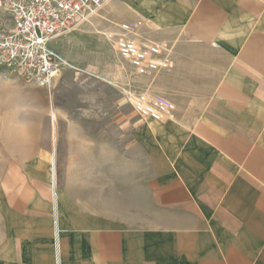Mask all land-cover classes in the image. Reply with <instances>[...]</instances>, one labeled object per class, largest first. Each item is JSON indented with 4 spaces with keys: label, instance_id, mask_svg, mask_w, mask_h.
<instances>
[{
    "label": "crops",
    "instance_id": "1",
    "mask_svg": "<svg viewBox=\"0 0 264 264\" xmlns=\"http://www.w3.org/2000/svg\"><path fill=\"white\" fill-rule=\"evenodd\" d=\"M112 11L165 47L173 115L140 118L108 177L93 158L60 180L54 147L0 155V264H264V0Z\"/></svg>",
    "mask_w": 264,
    "mask_h": 264
},
{
    "label": "rangeland",
    "instance_id": "2",
    "mask_svg": "<svg viewBox=\"0 0 264 264\" xmlns=\"http://www.w3.org/2000/svg\"><path fill=\"white\" fill-rule=\"evenodd\" d=\"M96 14L53 44L67 64L50 86L0 66V155L6 160L14 155L20 160L38 156L54 147L49 155L54 154L61 180L69 160L95 158L101 163L102 177H108L115 156L125 155L132 129L142 118L133 99L140 93L157 94L152 87L158 71L166 69L149 67L156 58L151 48H162V56L165 47L142 22L115 20L112 0H105ZM11 24V17L0 10V30ZM122 38L135 47L133 58L123 55ZM138 58L144 66L134 63ZM84 143L90 153L78 150Z\"/></svg>",
    "mask_w": 264,
    "mask_h": 264
},
{
    "label": "built area",
    "instance_id": "3",
    "mask_svg": "<svg viewBox=\"0 0 264 264\" xmlns=\"http://www.w3.org/2000/svg\"><path fill=\"white\" fill-rule=\"evenodd\" d=\"M105 0H0V10L11 17V27L0 30V66L19 72L28 80L50 86L67 64L53 44L66 36L89 15L99 10ZM130 29V26H126ZM124 56L134 57L135 47L121 39ZM159 46L151 48L156 58L149 61L153 69H170L168 56H160ZM144 66L141 59L134 62ZM139 115L163 120L173 115L169 101L162 95L140 93L133 99Z\"/></svg>",
    "mask_w": 264,
    "mask_h": 264
},
{
    "label": "bare ground",
    "instance_id": "4",
    "mask_svg": "<svg viewBox=\"0 0 264 264\" xmlns=\"http://www.w3.org/2000/svg\"><path fill=\"white\" fill-rule=\"evenodd\" d=\"M96 12H97V11H95L93 14L89 15V16L86 18V20H87V21H90L89 19L91 18L92 15H94V14L97 15ZM86 20H85V21H86ZM56 114H57V113H55V112L52 113V116H53L52 118H53V119L56 118Z\"/></svg>",
    "mask_w": 264,
    "mask_h": 264
}]
</instances>
